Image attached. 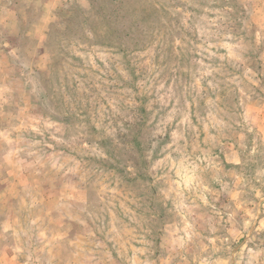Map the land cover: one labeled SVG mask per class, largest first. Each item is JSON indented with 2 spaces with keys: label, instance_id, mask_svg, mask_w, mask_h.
<instances>
[{
  "label": "rangeland",
  "instance_id": "obj_1",
  "mask_svg": "<svg viewBox=\"0 0 264 264\" xmlns=\"http://www.w3.org/2000/svg\"><path fill=\"white\" fill-rule=\"evenodd\" d=\"M0 264H264V0H0Z\"/></svg>",
  "mask_w": 264,
  "mask_h": 264
}]
</instances>
